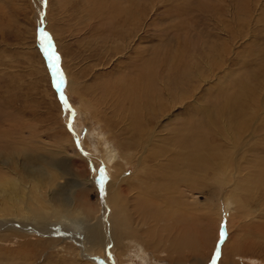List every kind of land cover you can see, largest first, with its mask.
Here are the masks:
<instances>
[{
	"label": "rangeland",
	"instance_id": "1",
	"mask_svg": "<svg viewBox=\"0 0 264 264\" xmlns=\"http://www.w3.org/2000/svg\"><path fill=\"white\" fill-rule=\"evenodd\" d=\"M41 31L60 57L66 108ZM263 167L264 0H0V186L24 179L26 206L60 227L26 233L42 245L34 254L0 206V255L13 254L0 264H264ZM123 175L155 198L162 184L179 191L177 258L169 241L171 253L119 239ZM72 218L97 226L99 251L60 226Z\"/></svg>",
	"mask_w": 264,
	"mask_h": 264
},
{
	"label": "bare ground",
	"instance_id": "2",
	"mask_svg": "<svg viewBox=\"0 0 264 264\" xmlns=\"http://www.w3.org/2000/svg\"><path fill=\"white\" fill-rule=\"evenodd\" d=\"M194 152H197V153H194ZM189 155L190 156L195 155V158L197 160L194 159L193 162L194 161L195 163L200 162L199 156H201V153L199 154L198 151L193 150L192 153H190ZM26 173L27 175H30L31 177H33L32 173L28 171ZM258 173H255V174H258ZM123 178L124 180L126 179L125 181L126 182L128 181L129 184L126 185L124 190H122V194H123L122 196L125 198L126 203L122 207H118V221H117L118 225L117 226L119 227L118 228L119 231H122V232L118 231V237L120 236L119 239L124 237V233H125L126 234L125 236H127L128 238L139 239L140 241H142L147 251L152 250L154 252L156 250H159L161 246L163 245L164 247L162 250L164 252L171 253L170 250L166 248V246L168 245V241H169V244L171 245V247L175 248V251L173 253H175L176 258H177L179 254L178 252L181 250L180 246L185 245L184 244L185 243L184 241L185 230L183 228H184L185 220L188 221V218H186L187 216L186 212L188 208L181 205V197H180L179 191L177 192V190H175L174 187L169 188L168 185L162 184L160 185L159 189L163 192V196L160 195V197L155 198L152 195L153 194L152 187L143 186V185L132 186V184H130V180L128 179V177L123 175ZM20 180H24V179H20ZM20 180L18 178H14L9 183V185L6 184L4 186H0V206L6 208L9 212L14 214L13 216H15L16 220H18L19 224L17 225L11 224L9 225V227L16 230L17 236H18L16 240H21V241L24 240L23 241L24 243L21 245L22 249L25 250V248L31 247V251L35 254L36 251L38 252V248L42 245L35 244V243H29L26 238V235H27L26 233L34 232L42 236L43 232L37 231V230L43 229L45 232L48 231V234H49L53 231L51 228L59 229L60 227L50 226L51 228L47 230L48 226L46 227L45 224H47L48 222L46 219L44 220L42 219L43 212L34 213L30 211L29 207H27L25 203L27 191H29V189L26 186L22 187L21 183L19 182ZM29 180L32 182L31 186L35 185L39 187L35 183V182H38L36 178H33V180L32 179H29ZM34 198L35 199L33 200H35V202L39 204V206L42 208V206L40 205L41 204L40 201L36 197ZM17 205L20 206L21 209L23 208V211H25V213L22 212L21 216L18 215L19 211L17 209ZM127 208L131 210L130 216L126 214L128 213ZM52 214L54 215L55 212H52ZM61 216L66 217L65 215H61ZM72 221H74L73 225L66 221H61L59 224L62 227H65V226L73 227L74 226L73 232L76 233L75 236L77 237L76 245H78L79 247L81 246V249L84 250L87 248L88 250L99 251V248L102 246V237H101L100 230L97 228V226L89 224L87 219H85L84 221L82 219L78 221L76 218H72ZM209 222L207 221V223ZM138 224H141V225L147 224L149 228L147 231H144L142 228L138 229L137 228ZM43 226L46 228H44ZM35 227L37 230H34V229L32 230V228H35ZM160 228H163L161 230L165 232L164 235L157 233L158 229ZM81 235L84 236V239H82ZM169 237H171V239L168 240ZM4 238H5L4 235H0V243L2 242L5 243L7 241V240H4ZM163 241H165V243H163ZM52 242H53L52 239L46 240L44 241V244L50 245ZM119 243L120 241H118V244ZM19 252L21 253L20 250ZM9 256L12 257L13 254L10 255L8 253H3L0 255V259L1 258L5 259Z\"/></svg>",
	"mask_w": 264,
	"mask_h": 264
},
{
	"label": "snow or ice",
	"instance_id": "3",
	"mask_svg": "<svg viewBox=\"0 0 264 264\" xmlns=\"http://www.w3.org/2000/svg\"><path fill=\"white\" fill-rule=\"evenodd\" d=\"M39 37H40L39 42H40V46H41L43 55L47 61L50 74L53 77L52 86L54 87V89L59 94L58 99L60 101L61 107L66 108L67 102L63 96V93L61 92V89H62L65 81H64V76L61 73L60 67H59L60 57L54 51L52 41L46 32H44V31L39 32ZM69 130H71V122L69 123ZM99 171H100L99 180L101 181L100 188H101V191H104L103 181L105 179V169L101 168ZM220 227H221V239H223V229H224L225 225L221 224ZM218 244H219V242H218ZM218 255H219L218 252L214 253L213 254V260H215Z\"/></svg>",
	"mask_w": 264,
	"mask_h": 264
}]
</instances>
